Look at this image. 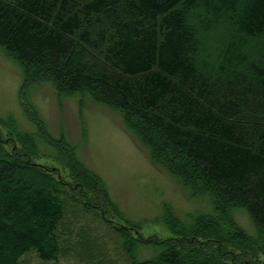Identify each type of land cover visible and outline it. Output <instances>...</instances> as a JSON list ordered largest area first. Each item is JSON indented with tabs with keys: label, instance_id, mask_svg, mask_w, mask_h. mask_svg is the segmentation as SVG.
<instances>
[{
	"label": "trees",
	"instance_id": "trees-1",
	"mask_svg": "<svg viewBox=\"0 0 264 264\" xmlns=\"http://www.w3.org/2000/svg\"><path fill=\"white\" fill-rule=\"evenodd\" d=\"M0 47L23 69L20 97L50 81L121 112L151 160L213 206L188 217L187 234L162 241L122 225V248H113L109 207L93 202L109 200L102 179L75 163L62 164L77 169L65 180L0 132V264L31 253L58 263L74 251L96 255L92 264H110L115 252L124 264H251L264 255V0H0ZM239 209L255 235L234 218Z\"/></svg>",
	"mask_w": 264,
	"mask_h": 264
},
{
	"label": "rangeland",
	"instance_id": "rangeland-1",
	"mask_svg": "<svg viewBox=\"0 0 264 264\" xmlns=\"http://www.w3.org/2000/svg\"><path fill=\"white\" fill-rule=\"evenodd\" d=\"M23 77L16 57L0 47V132L5 139L13 142L14 137L20 147H28L36 155L33 163L58 168L65 180L71 182L69 174L77 169L64 165L73 167L75 163L78 171H84V164L102 179L109 200L100 196L93 202H105L109 207L114 221L113 241L119 243H112L113 248H122L116 239L122 225L138 226L135 236L162 241L175 237L177 231L187 234L183 228L184 223L190 227L189 216L212 211L209 197L190 199L175 178L151 160L148 148L129 130L121 112L82 94H63L50 81L26 88V94L20 97ZM16 149L22 151L15 144ZM20 171L38 184L48 183L31 170ZM234 218L243 230L255 235L256 228L246 211L236 210ZM158 247L141 246L144 253L140 252L153 256ZM84 254L74 251V256L64 255L58 263H49L31 253L21 264H92L96 255L90 261ZM120 255L115 252L110 264L115 259L124 264L122 257L118 259ZM252 258L255 260L246 262L264 264V255Z\"/></svg>",
	"mask_w": 264,
	"mask_h": 264
}]
</instances>
